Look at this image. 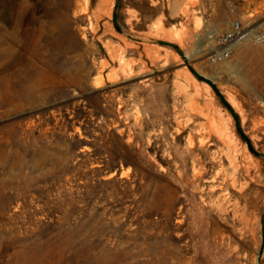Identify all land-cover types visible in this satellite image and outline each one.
Returning a JSON list of instances; mask_svg holds the SVG:
<instances>
[{
	"label": "rangeland",
	"instance_id": "1",
	"mask_svg": "<svg viewBox=\"0 0 264 264\" xmlns=\"http://www.w3.org/2000/svg\"><path fill=\"white\" fill-rule=\"evenodd\" d=\"M0 264H264V0H0Z\"/></svg>",
	"mask_w": 264,
	"mask_h": 264
},
{
	"label": "built area",
	"instance_id": "2",
	"mask_svg": "<svg viewBox=\"0 0 264 264\" xmlns=\"http://www.w3.org/2000/svg\"><path fill=\"white\" fill-rule=\"evenodd\" d=\"M245 36V34L243 33V31L240 29L239 25L236 23L234 25H232V28L230 31H228L225 35H223V37L221 38V41L224 44L229 43L232 40L235 39H241ZM227 51V49H223L219 55L222 56L223 54H225V52Z\"/></svg>",
	"mask_w": 264,
	"mask_h": 264
},
{
	"label": "bare ground",
	"instance_id": "3",
	"mask_svg": "<svg viewBox=\"0 0 264 264\" xmlns=\"http://www.w3.org/2000/svg\"><path fill=\"white\" fill-rule=\"evenodd\" d=\"M206 105V104H205ZM208 105V104H207ZM236 207V206H235ZM245 224V223H244Z\"/></svg>",
	"mask_w": 264,
	"mask_h": 264
}]
</instances>
